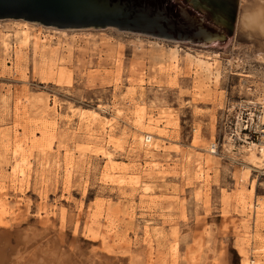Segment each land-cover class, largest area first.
I'll use <instances>...</instances> for the list:
<instances>
[{
	"label": "rangeland",
	"instance_id": "obj_1",
	"mask_svg": "<svg viewBox=\"0 0 264 264\" xmlns=\"http://www.w3.org/2000/svg\"><path fill=\"white\" fill-rule=\"evenodd\" d=\"M214 1L226 31L189 1L227 37L205 47L0 21V264H264V176L226 136L264 65L246 0Z\"/></svg>",
	"mask_w": 264,
	"mask_h": 264
},
{
	"label": "water",
	"instance_id": "obj_2",
	"mask_svg": "<svg viewBox=\"0 0 264 264\" xmlns=\"http://www.w3.org/2000/svg\"><path fill=\"white\" fill-rule=\"evenodd\" d=\"M0 20L62 30L115 28L204 47L227 38L193 9L174 0H0Z\"/></svg>",
	"mask_w": 264,
	"mask_h": 264
},
{
	"label": "bare ground",
	"instance_id": "obj_3",
	"mask_svg": "<svg viewBox=\"0 0 264 264\" xmlns=\"http://www.w3.org/2000/svg\"><path fill=\"white\" fill-rule=\"evenodd\" d=\"M245 2V1H244ZM242 11L240 13V16H239V26H240V29L242 32H244L246 35H248V37L250 39H255L256 43H258L259 45V49H258V52H259V55L257 57V61H259L261 64L264 65V0H246V5H244L242 8ZM0 21H21L22 24L26 27L28 26H35L34 24L36 23H30V22H26V21H23V20H0ZM38 27H40L41 29H50L52 30L53 32H56L58 34H63L64 35V32L66 30H76V29H57V28H54V27H45L42 25L40 26V24L37 25ZM53 28V29H52ZM106 29V28H104ZM115 29V28H114ZM117 30V29H116ZM119 30V29H118ZM22 31V30H21ZM120 31V30H119ZM124 32V31H123ZM130 33V32H129ZM134 34V33H133ZM138 34V33H137ZM145 36V35H144ZM156 38V37H155ZM157 39H160V38H157ZM30 40V35L26 32V31H22L21 32V40L20 42L22 43H26ZM164 40V39H163ZM161 41V40H160ZM166 41V40H164ZM25 44V45H26ZM4 47L6 48V45H4ZM162 53V52H161ZM167 57V56H166ZM173 57V56H172ZM208 58V57H207ZM198 62V61H197ZM201 62V61H200ZM188 63V62H187ZM215 64V62H214ZM229 64H230V67H231V70L232 69H239L240 66H241V63L237 62V61H229ZM203 65V64H202ZM209 65V64H208ZM207 65V66H208ZM199 66V65H198ZM206 66V68H207ZM202 67V66H201ZM205 67V66H204ZM207 70V69H206ZM204 70V71H206ZM234 70H232V75L234 76H237V77H242V78H246V77H249L243 73H238V72H233ZM217 73V72H216ZM210 74V73H209ZM214 74V73H213ZM212 75V74H211ZM215 75V74H214ZM218 76L219 75V72L217 73V75L215 76L216 79H218ZM250 104H264V99H262V101H258V102H249ZM140 113V112H139ZM141 114V113H140ZM85 116H81L80 117V122H84L86 119ZM89 119V118H88ZM91 120L92 121H100L101 118L98 114H96L95 112L93 113V115L91 116ZM150 121V120H149ZM89 123V122H88ZM91 123V122H90ZM105 123V122H104ZM103 123V124H104ZM140 124V123H139ZM86 125V124H85ZM88 125V124H87ZM149 125V124H148ZM89 126V125H88ZM91 128V127H90ZM87 129V128H85ZM103 130V129H102ZM106 130V129H104ZM92 131L91 129L88 131L90 132ZM107 131V130H106ZM105 133V132H104ZM94 134V133H92ZM106 135H107V132H106ZM135 140V139H134ZM133 141V139H132ZM152 141V137L150 136H143L141 139H140V142L143 143V142H150L151 143ZM135 142V141H134ZM146 143V144H148ZM213 143L210 145V151L209 153L210 154H213L212 153V147H213ZM108 146V145H107ZM148 146V145H147ZM146 146V147H147ZM151 146V145H149ZM19 147V146H17ZM16 150V149H15ZM18 150V149H17ZM242 153H248V157H249V162H251L250 164L253 166V168H251L252 171L254 172H259L261 169L264 168V143H261L259 145V147L255 146V145H251L250 148H247V149H243ZM17 154V153H16ZM14 156V155H13ZM14 159V158H13ZM16 160V158H15ZM17 164V163H16ZM18 166V165H16ZM15 167V166H14ZM244 167V166H243ZM250 167V166H249ZM13 169V167H12ZM121 169V168H120ZM15 171V170H14ZM256 210L258 212V215L259 214H264V200H262L261 202H258L257 205H256ZM260 249V248H259Z\"/></svg>",
	"mask_w": 264,
	"mask_h": 264
},
{
	"label": "built area",
	"instance_id": "obj_4",
	"mask_svg": "<svg viewBox=\"0 0 264 264\" xmlns=\"http://www.w3.org/2000/svg\"><path fill=\"white\" fill-rule=\"evenodd\" d=\"M252 101H242L239 107V114L228 132L227 139L231 151L235 155H241L243 149L251 145L259 147L264 143V104H250ZM220 143L214 141L212 153L218 154ZM264 176V168L259 171Z\"/></svg>",
	"mask_w": 264,
	"mask_h": 264
},
{
	"label": "flooded vegetation",
	"instance_id": "obj_5",
	"mask_svg": "<svg viewBox=\"0 0 264 264\" xmlns=\"http://www.w3.org/2000/svg\"><path fill=\"white\" fill-rule=\"evenodd\" d=\"M183 4H186V2L188 3V6H190L189 8L191 9H195V6H191L192 3L189 2L190 0H181ZM209 3L211 8H208L211 12L214 13V15L216 16L218 23H222V28L226 31V28H228L230 26V23L232 22L233 18H232V11L230 8V5L227 4L224 1L218 2V1H214ZM190 3V5H189ZM198 11V10H197ZM221 28V29H222Z\"/></svg>",
	"mask_w": 264,
	"mask_h": 264
}]
</instances>
